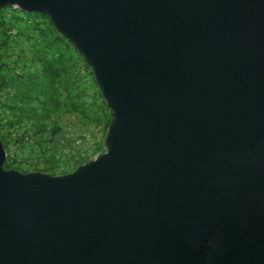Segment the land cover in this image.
I'll return each instance as SVG.
<instances>
[{"label": "water", "instance_id": "obj_1", "mask_svg": "<svg viewBox=\"0 0 264 264\" xmlns=\"http://www.w3.org/2000/svg\"><path fill=\"white\" fill-rule=\"evenodd\" d=\"M43 14L110 120L71 172L3 169L0 264H264V0H0Z\"/></svg>", "mask_w": 264, "mask_h": 264}, {"label": "trees", "instance_id": "obj_2", "mask_svg": "<svg viewBox=\"0 0 264 264\" xmlns=\"http://www.w3.org/2000/svg\"><path fill=\"white\" fill-rule=\"evenodd\" d=\"M7 7L10 8L9 6H6L2 9H6ZM29 15L40 18L41 26L40 28L34 29L33 32H30L31 35H27L29 32L23 29L17 31L22 33L26 40H28L26 48L19 46V49L21 50L20 53L15 50L16 47L14 49L9 48L10 44L13 45V47L15 46L14 41L12 40L13 36L4 33L6 30L5 28L9 29L12 27V23H5L0 19V95L5 93L9 96V98L5 97L4 102H0V108L8 109L11 116V120L6 122V124H2L0 120V141L5 151L8 149L5 140L9 141L10 144L14 143L6 132V128H8L11 123H19L24 120L29 122L32 131H34V137L37 139L36 144H41L40 142L45 138V133L49 135L51 134L53 137L59 135L64 136V131L58 126L57 120H52L49 130L46 131L45 121L48 120L49 110L53 105L52 96L57 93L58 89L66 91L67 87L71 85L73 80V77L70 76L69 72L68 59H64L63 53L59 54L57 57H53L47 53L45 47L39 49L36 39L38 35L45 34L44 31L48 30L51 43H65L66 40L60 37L52 29L45 15L34 13H30L28 16ZM3 50L6 52L4 53ZM4 73L8 76L7 80L1 78V75ZM96 94L102 108L109 112V117L104 127L105 134V130L110 120V110L104 105L97 90ZM65 106L66 110L69 112H78L84 118H87V113H90V111L93 110L91 108L93 104L74 101L70 96L66 97ZM97 109L99 110L100 108L96 107L93 110L94 113ZM15 141L17 142L18 140ZM30 152L31 154H34L33 149H30ZM99 152H102V147ZM30 157L31 155L28 156V158ZM53 159H51V161H53ZM85 162L86 160L78 164H83ZM46 163L47 168L34 171L49 174L48 170L56 166L52 165L53 163H51L50 160H48V162L46 161ZM77 165L75 164L74 168ZM3 167V169H9L12 166L5 161ZM72 170L73 169H70L66 172H71ZM66 172H63L62 174H65Z\"/></svg>", "mask_w": 264, "mask_h": 264}, {"label": "rangeland", "instance_id": "obj_3", "mask_svg": "<svg viewBox=\"0 0 264 264\" xmlns=\"http://www.w3.org/2000/svg\"><path fill=\"white\" fill-rule=\"evenodd\" d=\"M5 8V7H4ZM9 14V16H5L7 21H12L11 11L7 7L6 9L0 10V19L3 18V14L6 13ZM25 27L24 25L17 27V31L20 29H23ZM45 34L38 35L37 36V42H38V48L41 49V47H45L47 49V53H49L53 57H57L59 54L63 53L64 59H68V66H69V72L70 76H72L73 80L71 82V85L67 87L66 91L62 89H58L57 93L52 96L53 98V105L52 108H50L49 112V118L45 121V131L49 130L52 120L58 121V126L61 128L62 131H64V136H51L47 133L44 134L45 138L48 137L49 141L43 140L40 142L43 145V142H47L48 148L44 150V158L48 162L50 160L52 165H55L56 167H53L49 169L50 175H61L63 173L62 170L58 168V163L53 159L54 156H59V158H62V164L66 163L68 164V167L70 169H74L75 164L81 163L82 161H89L92 154L97 153L101 150L102 142H103V136H104V127L105 123L109 117V112L102 108V105H100V101L96 94V86L92 80L91 73L89 71V68L84 65V63L81 60V57L79 54L74 50L72 45L66 41L65 43H51L48 30L44 31ZM14 41V47L13 45H9V48L14 49L16 47L17 52H21L19 49L21 46L23 48H26L28 45V40L23 36L22 33L17 32L13 37ZM68 42V43H67ZM20 46V47H19ZM27 50V49H26ZM5 53L6 51L3 50ZM28 52V50H27ZM33 52V51H31ZM7 74L4 73L1 75L2 79L7 80ZM10 91V90H9ZM98 93V92H97ZM67 96H70V98L77 102H85L87 104H93L91 107L93 110L97 107L100 108L97 109L94 113L93 110L90 111V113H87V118H84L80 115V113H72L66 110L65 106V99ZM6 98H9L8 94L6 95ZM96 120V121H94ZM87 138V141L82 143V146L75 151V154L72 155V157H66L64 155L63 147H60V142L65 144V146H70L71 141L74 138ZM57 142V144H56ZM5 143L7 144V148H9L12 144L9 143V141L5 140ZM22 155H33L30 152L29 148L22 147ZM85 152V151H91L88 152V157H79L77 155L78 152ZM76 157V158H75ZM53 159V161H51ZM80 165V164H78ZM77 165V166H78ZM4 168V167H3ZM9 169H14L19 172H30V169H23L20 166H13ZM67 170V171H68ZM68 173V172H66Z\"/></svg>", "mask_w": 264, "mask_h": 264}, {"label": "built area", "instance_id": "obj_4", "mask_svg": "<svg viewBox=\"0 0 264 264\" xmlns=\"http://www.w3.org/2000/svg\"><path fill=\"white\" fill-rule=\"evenodd\" d=\"M9 10L12 12V21H7L5 16H9L7 11L5 10L6 13H4L2 16L3 18L2 21L7 23L10 22L12 23V27L5 28V34L6 35H11L14 36L17 33V27L24 25L23 30H26L29 32L27 35H31L30 32H33L34 29L40 28V18L37 16H28V14L23 12L21 13L20 10L15 8L14 6L10 7ZM5 15V16H4ZM1 32V31H0ZM27 33V32H26ZM1 36V33H0ZM6 97L5 93H2L0 95V102H4ZM0 120L2 124H6V122L11 120V116L9 113L8 109L5 108H0ZM6 132L9 134L10 139L14 141V143L5 151V161L10 165V166H20L23 169H30L31 171L34 170H44V168H47V163L46 159L44 158V150L48 148L47 142L49 141V138L46 137L43 140H46L47 142L42 144H36L37 139L34 137V131L31 129V124L27 121H21L19 123H11L8 128H6ZM49 135V134H48ZM15 140H18L17 142ZM87 141V138H74L70 146H65L62 142H60V147H63V153L64 155L68 157H72V155L75 154V151H77L81 146L82 143ZM22 146H25L26 148L33 149L34 154L28 158V156L22 155ZM102 147H103V142H102ZM88 152L91 151H85L82 153L78 152V156H82V158L88 157ZM101 152H97L91 155L90 160L96 158ZM62 158H59V156H54V160L58 163V168L62 170L63 172H66L69 167L68 164L63 163L62 164ZM76 158V157H75ZM4 161V162H5ZM87 162V161H86Z\"/></svg>", "mask_w": 264, "mask_h": 264}, {"label": "crops", "instance_id": "obj_5", "mask_svg": "<svg viewBox=\"0 0 264 264\" xmlns=\"http://www.w3.org/2000/svg\"><path fill=\"white\" fill-rule=\"evenodd\" d=\"M27 156H29V155H27Z\"/></svg>", "mask_w": 264, "mask_h": 264}]
</instances>
